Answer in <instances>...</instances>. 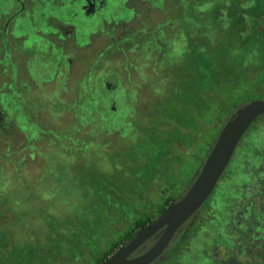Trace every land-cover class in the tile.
Wrapping results in <instances>:
<instances>
[{"label": "rangeland", "instance_id": "374dc122", "mask_svg": "<svg viewBox=\"0 0 264 264\" xmlns=\"http://www.w3.org/2000/svg\"><path fill=\"white\" fill-rule=\"evenodd\" d=\"M107 1L103 19L76 17L65 43L50 44L36 29L75 26L66 14L77 3L29 0L28 11L35 12L16 18L29 36L16 40L22 49L8 55L9 64L34 104H19V95L6 91L8 61L0 62V146L8 158L0 159L1 198L10 208L6 216L0 212V250L6 255L15 247L24 258L51 250L50 240L66 232L71 239L49 252L47 264H94L92 243L102 253L135 220L158 217L166 199L184 195L227 121L202 96L198 61L217 84L264 99V0ZM14 6L0 0V11ZM88 42L80 52L88 65L77 64L67 77L76 46ZM29 75L39 86L52 82L42 92ZM181 93L193 94V102H183ZM172 106L181 107L180 118ZM257 124L264 127V117ZM255 136L253 129L246 133L235 152L252 153ZM238 160H230L206 204L223 201L217 191Z\"/></svg>", "mask_w": 264, "mask_h": 264}, {"label": "flooded vegetation", "instance_id": "af4514ba", "mask_svg": "<svg viewBox=\"0 0 264 264\" xmlns=\"http://www.w3.org/2000/svg\"><path fill=\"white\" fill-rule=\"evenodd\" d=\"M68 1L69 4L77 3V5H67L69 14H66L72 23H75V26L72 24L69 28L63 27L60 30L58 22L59 27H56L52 33L36 29L37 34L40 32V34L46 35V38L50 37L48 39L50 44L59 40L64 41V43L68 41L67 38L76 31L78 25L76 17L103 19V10L108 4L107 0ZM14 3L15 6L10 10L0 11V62L8 61V66H6V70L4 71L6 74L1 69L5 65L3 63L0 65V75L3 73L5 75L3 85L7 87L6 91H13L16 99L19 95V104H34L33 100H25L29 89L27 84H24V82L17 78L14 66L9 64L8 55L15 51H21L20 49L22 48H19L16 40L24 41L26 36H29V33L22 35L24 27L18 23V19L16 18L25 17L27 13L31 14L35 11L32 10V6L30 5V11H28L27 3H29V0H14ZM44 14L42 12V15ZM65 33L66 36H64ZM69 43L67 42L65 46L70 45ZM90 44L88 42L87 44L83 43V45L76 46L78 51L77 57L74 61L73 59L69 60L71 64L66 68L67 77L73 72L75 75L76 69L74 67L77 64L79 69H81L82 64H84V67L88 65L86 58L81 56L82 53L80 52H85L86 48L91 46ZM66 47L59 49L61 55H66L68 50ZM63 48H66L64 52ZM24 54L29 57V54L25 50ZM27 59L26 66L27 70L30 71L28 68V61L30 59ZM12 66L13 68H11ZM29 78L41 91L45 84L52 82L47 81L43 85L40 83L41 85L39 86L37 84L39 81L30 75ZM55 89L56 85L50 92H57ZM66 91L64 90V93ZM263 117L264 114L258 117L257 121L255 120V123L253 122L246 132L248 134L253 129L259 135L253 138V152L242 154L235 152L232 157V159L235 157L239 159L236 164L238 169L233 168L232 171L230 170L229 180L223 181L222 186L217 191V195L219 193L223 195V201L218 205H213L212 203L206 204L205 202L177 230L165 251L151 264H264V151L260 148L262 144L264 146V127L257 124ZM242 141L241 139L238 146L242 145ZM222 177L219 182L222 180ZM217 187H215L214 193H216ZM180 198L173 199L171 202L174 203ZM161 232L162 230L147 240L135 251L133 256L147 251L156 242ZM193 257H197L198 260L189 262L188 259Z\"/></svg>", "mask_w": 264, "mask_h": 264}, {"label": "water", "instance_id": "95a60500", "mask_svg": "<svg viewBox=\"0 0 264 264\" xmlns=\"http://www.w3.org/2000/svg\"><path fill=\"white\" fill-rule=\"evenodd\" d=\"M264 114V99L255 98L238 107L221 128L198 174L184 195L141 228L100 264H151L168 247L177 230L207 201L224 174L235 150L251 124ZM162 230L145 252L133 256L147 240Z\"/></svg>", "mask_w": 264, "mask_h": 264}, {"label": "trees", "instance_id": "16d2710c", "mask_svg": "<svg viewBox=\"0 0 264 264\" xmlns=\"http://www.w3.org/2000/svg\"><path fill=\"white\" fill-rule=\"evenodd\" d=\"M130 47L129 45L127 46V48ZM197 65L200 69V71L202 72V79L205 83V86L203 88V92H202V96L205 99V101L207 102V104H217L218 108V116L222 118V120H224L223 122H225V120H228L231 115L236 111V109L242 105H244L245 103L249 102L252 99L257 98L258 93H247L245 92V94H241L239 93L237 90H230L228 87V83L226 82H222L220 81L218 84L214 81V78H211V74L208 70V66L206 65V63H200L199 61L197 62ZM173 91V88H172ZM182 101L185 103H192L194 100V96L193 94H186V93H181L180 94ZM174 109V113H177L179 118L180 116L183 114V110H181V107H174L172 106ZM171 107V109H172ZM225 124V123H224ZM223 127V125H221L218 129V134L221 130V128ZM209 152V151H208ZM3 159V162H7L8 158L6 156L5 153V149L2 148L0 146V159ZM1 168V166H0ZM2 174L0 172V212L3 213L5 216L8 214V212L10 211L9 206H7V202L5 200V198H1L3 196V182L4 180L2 179ZM171 198L166 199L164 202V205L162 206V208L159 210V214H161L167 206L171 205ZM8 218H10L8 216ZM155 217L151 216L145 219H137L134 222V225L132 227V229L130 230L129 233H127L125 236L123 237H119L118 239H116L107 250L103 251L100 254H96L97 252L99 253V250L96 249L97 248V242L92 243V248L94 249V251H91V255H95V262L94 264H100L102 263L105 259L108 258V256L110 254H112L117 248H119L121 245H123L125 242H127L128 240H130L136 231H138L139 229L143 228L144 226H146L148 223H150L152 220H154ZM68 221V220H66ZM14 222V221H13ZM66 232H61L59 233V235L56 238H52L50 240L49 243V249H54V248H58L59 246H61L60 241H69V239H71L70 236H67V234H65ZM4 235H1V238H3ZM69 238V239H68ZM53 240H55L53 242ZM60 243V244H59ZM51 250L48 251H37L34 252L33 255H27L24 256L22 255V249L18 250L14 249L15 253H9V255H6L4 252H1L0 250V264H47V262L49 261L50 256L48 255L49 252ZM52 252V251H51ZM74 256V255H73ZM53 257V256H52Z\"/></svg>", "mask_w": 264, "mask_h": 264}]
</instances>
